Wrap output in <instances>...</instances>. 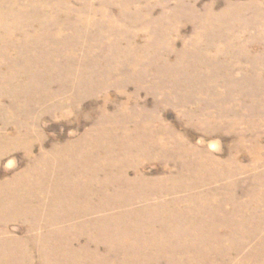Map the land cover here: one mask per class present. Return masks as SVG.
<instances>
[{
	"label": "rangeland",
	"instance_id": "374dc122",
	"mask_svg": "<svg viewBox=\"0 0 264 264\" xmlns=\"http://www.w3.org/2000/svg\"><path fill=\"white\" fill-rule=\"evenodd\" d=\"M0 184V264H264V0H0Z\"/></svg>",
	"mask_w": 264,
	"mask_h": 264
},
{
	"label": "bare ground",
	"instance_id": "6f19581e",
	"mask_svg": "<svg viewBox=\"0 0 264 264\" xmlns=\"http://www.w3.org/2000/svg\"><path fill=\"white\" fill-rule=\"evenodd\" d=\"M13 184H14V188H15L14 190H17V192H18V196L16 197V199H17L19 202H21V203L24 204L23 209L21 208V209L17 212V214H16L15 221H17V220H20L21 217L23 216V214L25 213V211H27V210L29 209V207L26 206V205H31V206H33V208H35V207H37V206H35V205L32 203L33 200H34V198H33L32 196H30V195L24 193L25 188H26V185H27V184L29 185V182H28V181H24V180H22V181L15 180V181L13 182ZM5 185H6V184H0V195H1V191H3ZM0 205H4V206L2 207V211H3V212H6V214H7V213H10V211H13V210H14V207L17 205V203H16V202H8V203H7L6 201H3L2 203H0ZM0 215H1V212H0ZM5 242H6V244H5ZM1 244H4V245L8 246V245H7V244H8L7 240H4V239H1V240H0V245H1ZM1 252H2V251H1ZM1 252H0V253H1Z\"/></svg>",
	"mask_w": 264,
	"mask_h": 264
}]
</instances>
